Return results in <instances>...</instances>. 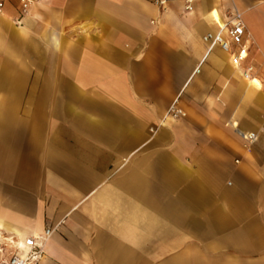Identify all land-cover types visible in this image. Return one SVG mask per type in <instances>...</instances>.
<instances>
[{"label": "crops", "instance_id": "obj_1", "mask_svg": "<svg viewBox=\"0 0 264 264\" xmlns=\"http://www.w3.org/2000/svg\"><path fill=\"white\" fill-rule=\"evenodd\" d=\"M20 1L0 12L5 252L50 229L38 264H264V0ZM232 12L250 83L202 40Z\"/></svg>", "mask_w": 264, "mask_h": 264}, {"label": "built area", "instance_id": "obj_2", "mask_svg": "<svg viewBox=\"0 0 264 264\" xmlns=\"http://www.w3.org/2000/svg\"><path fill=\"white\" fill-rule=\"evenodd\" d=\"M184 3V10L192 12L195 0H180ZM21 12L27 13L29 1L21 0ZM154 5L164 9L166 0H154ZM4 8V0H0V12ZM230 20L223 26L217 34H207L203 37V42L211 47L218 46L223 52L230 55L232 66L241 70V77L244 81L250 83L254 81L256 68L252 63H246L249 56L250 44L246 38V28L242 15L238 12L229 14ZM264 61V56H263ZM183 113L176 107V102L169 108L168 116L178 118ZM241 138L252 146L257 142V135L253 133L240 134ZM52 234V230L46 229L43 235L37 238H27L19 243L13 238L4 239L12 249L6 253V245L0 243V264H38L43 255V247L46 240Z\"/></svg>", "mask_w": 264, "mask_h": 264}]
</instances>
